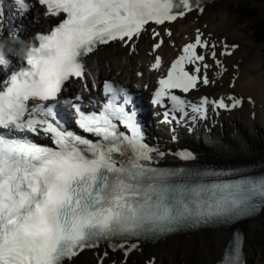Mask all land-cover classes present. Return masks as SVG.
Here are the masks:
<instances>
[{
	"label": "snow or ice",
	"instance_id": "obj_1",
	"mask_svg": "<svg viewBox=\"0 0 264 264\" xmlns=\"http://www.w3.org/2000/svg\"><path fill=\"white\" fill-rule=\"evenodd\" d=\"M13 5L21 16L42 6L43 15L58 22L23 41L16 53L0 42L5 70L0 80V264H64L102 241L127 257L137 247L130 243L134 238L232 221L264 205V176L222 179L227 174L152 167L153 153H164L144 142L137 112L128 107L131 93L122 85L104 81L106 101L90 112L83 110L82 94L62 95L74 79L83 80L86 91L97 87L87 83L85 58L99 46L120 42L135 51L151 25L165 26L193 11L203 14L205 0H13ZM4 21L0 4V34ZM22 30L13 26L10 37L18 39ZM151 34L155 51L164 41L156 28ZM165 34L172 36L168 28ZM237 47L222 42L218 52L217 43L196 30L154 91L151 103L165 108V122H179L189 112L193 121L207 119L209 106L231 111L243 105V97L234 93L192 103L173 91L187 94L200 84H214L209 70L227 71L220 57ZM11 55L20 58L17 67ZM160 66L157 55L151 69ZM68 108L87 135L67 127ZM40 138L51 146L38 143ZM180 157L195 159L187 151ZM241 247L237 236L224 264H243Z\"/></svg>",
	"mask_w": 264,
	"mask_h": 264
},
{
	"label": "bare ground",
	"instance_id": "obj_2",
	"mask_svg": "<svg viewBox=\"0 0 264 264\" xmlns=\"http://www.w3.org/2000/svg\"><path fill=\"white\" fill-rule=\"evenodd\" d=\"M229 1L238 0H216L205 4V10L215 5H226ZM253 2L262 3L264 0H252ZM36 14L31 13L35 17L34 20L20 17L23 26V32H20L19 37L23 40L24 37H29L35 26L45 25L46 21L42 16L41 10L35 6ZM206 13L200 14L193 11L185 18L178 19L176 22L166 24L165 26L151 25L150 30L144 32L138 41L135 43V51L125 47L120 42H112L102 48H99L91 54L87 60V77L112 76L114 78L131 80L137 82L140 86L146 83L147 88L153 85L154 78L158 74V70H148L147 66L151 65L158 55L162 61L170 60L181 48L188 42L194 40L196 30L200 29L212 41L217 43V51L219 52L220 44L226 42L228 45H240V40L243 33L240 30L228 31L223 21L216 24H211L206 19ZM12 17L9 16L10 21ZM13 19V18H12ZM14 22V19H13ZM13 26L15 24L13 23ZM151 28H156L162 34L164 43L162 46L153 51L152 45L155 41L152 39ZM165 28L172 32L169 37L165 34ZM6 34V31L3 30ZM243 39V38H242ZM244 40V39H243ZM253 44L248 41V44L243 46L241 52L237 48L233 50L230 56H221L224 66L227 71H218L215 67L209 70V78L214 80V84L207 86L200 84L198 89L194 90L195 94L208 92L213 95H223L227 97L229 94H235L243 97L244 103L231 111H214L212 108L209 111L206 120L205 135L201 137L205 142H208V133L213 131V127H219V123L235 125L236 133L241 138L240 147L228 145L221 151L210 152L208 149H201V155L207 162L214 163H232V162H247L254 159L264 161V153L254 152L249 141L245 138L246 131L243 126L262 127L264 126V71L260 64V57L257 51L252 55L248 53L249 48ZM252 58L253 65L250 71L245 70L241 75V81L238 83V76L241 72V66L244 65L245 58ZM210 64L211 60L208 61ZM142 75L137 76V72ZM235 77V87H230V82ZM79 80H74L72 85L79 83ZM251 98L252 102H249ZM181 130H183L181 128ZM175 134V135H173ZM159 148L166 151L173 146H179L186 143H195L189 135L180 136V128L176 127L172 135L161 138ZM203 150V151H202ZM264 221V207L260 214L252 219L243 221L240 224L245 234V248L247 250L246 264H260L257 256H251L252 251L250 241L251 233L254 230L255 224H261ZM232 234V229H205L194 233L179 234L168 236L165 239L154 243H144L137 245L135 249L129 252L125 257L124 250L116 249L115 251L110 246L102 247L98 250L83 251L75 258L71 259L66 264H98V258L107 252L108 255L104 259V264H213L217 260Z\"/></svg>",
	"mask_w": 264,
	"mask_h": 264
},
{
	"label": "rangeland",
	"instance_id": "obj_3",
	"mask_svg": "<svg viewBox=\"0 0 264 264\" xmlns=\"http://www.w3.org/2000/svg\"><path fill=\"white\" fill-rule=\"evenodd\" d=\"M206 19L211 24H216L219 21H223L228 31L240 30L243 35L240 40V45L237 51L241 52L243 46L250 41L253 45L249 48L248 53L250 55L257 51L260 55V64L262 71H264V42L258 40L254 36V27L257 24L264 23V2L257 3L252 0H238L229 1L226 5H215L205 10ZM245 58V64L241 66V72L238 76V83L241 81V75L245 70L250 71L253 65L252 58L249 56H243ZM246 131L245 137L249 143H251V149L254 152L264 153V126L260 127H248L243 126L242 129ZM210 143L202 141V146L213 151H221L226 147V142L236 147H240V137H237L234 125L223 126L222 129H217L208 135ZM252 240L250 245L252 251L249 252L251 256H257L260 264H264V221L261 224H255L254 230L250 234Z\"/></svg>",
	"mask_w": 264,
	"mask_h": 264
},
{
	"label": "trees",
	"instance_id": "obj_4",
	"mask_svg": "<svg viewBox=\"0 0 264 264\" xmlns=\"http://www.w3.org/2000/svg\"><path fill=\"white\" fill-rule=\"evenodd\" d=\"M254 30H255V38L258 39V40H261V41H264V23L263 24H257L256 27H254Z\"/></svg>",
	"mask_w": 264,
	"mask_h": 264
}]
</instances>
